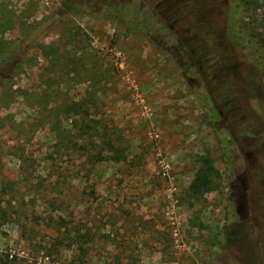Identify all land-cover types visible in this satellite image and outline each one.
Masks as SVG:
<instances>
[{
  "label": "rangeland",
  "instance_id": "rangeland-1",
  "mask_svg": "<svg viewBox=\"0 0 264 264\" xmlns=\"http://www.w3.org/2000/svg\"><path fill=\"white\" fill-rule=\"evenodd\" d=\"M109 3L0 0V264H264V0Z\"/></svg>",
  "mask_w": 264,
  "mask_h": 264
},
{
  "label": "trees",
  "instance_id": "trees-1",
  "mask_svg": "<svg viewBox=\"0 0 264 264\" xmlns=\"http://www.w3.org/2000/svg\"><path fill=\"white\" fill-rule=\"evenodd\" d=\"M105 2L108 4L109 0H105ZM233 14L230 13L228 16V22H227V33L230 35V37H235V42L237 45H244L246 43L252 44V40L248 39L244 35V31L241 27L237 28L235 27L234 21L238 19V14H236L238 11L237 9L233 8ZM237 28V29H236ZM47 54V53H46ZM83 108V102L79 101H73L71 103H68L65 105V109L68 112H73V114H77L78 110ZM100 127L97 125L91 126V135L93 136L94 132H96V135L94 136H99L97 135V132L99 131ZM110 150L111 153L109 155H102L101 153H96L98 154L93 161H98L102 159H111L114 161H120L125 158V153H124V148H121L119 145L114 144L110 139H107L106 143ZM96 154H90L96 155ZM220 177V172L218 168L213 164L212 158L207 154L205 155H200L199 156V166L194 174V177L189 184V192L193 196H198V195H203L205 192L214 189L216 186V182ZM84 235V234H83ZM78 250L81 252L83 251V246L80 245Z\"/></svg>",
  "mask_w": 264,
  "mask_h": 264
}]
</instances>
